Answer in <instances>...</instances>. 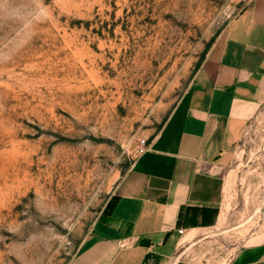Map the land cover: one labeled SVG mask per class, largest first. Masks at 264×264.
Segmentation results:
<instances>
[{
    "label": "rangeland",
    "instance_id": "rangeland-1",
    "mask_svg": "<svg viewBox=\"0 0 264 264\" xmlns=\"http://www.w3.org/2000/svg\"><path fill=\"white\" fill-rule=\"evenodd\" d=\"M246 1L0 0V264L71 263ZM232 171L242 226L189 263L227 259L261 223L264 105Z\"/></svg>",
    "mask_w": 264,
    "mask_h": 264
},
{
    "label": "crops",
    "instance_id": "crops-1",
    "mask_svg": "<svg viewBox=\"0 0 264 264\" xmlns=\"http://www.w3.org/2000/svg\"><path fill=\"white\" fill-rule=\"evenodd\" d=\"M263 105L264 0H247L187 93L146 136L148 150L134 159L70 264H192L191 248L240 228L227 227L232 167ZM256 213L258 227L213 264H264V202Z\"/></svg>",
    "mask_w": 264,
    "mask_h": 264
},
{
    "label": "built area",
    "instance_id": "built-area-1",
    "mask_svg": "<svg viewBox=\"0 0 264 264\" xmlns=\"http://www.w3.org/2000/svg\"><path fill=\"white\" fill-rule=\"evenodd\" d=\"M148 143L146 139H142L137 147V155H142L148 150ZM179 233H182V231H179Z\"/></svg>",
    "mask_w": 264,
    "mask_h": 264
}]
</instances>
